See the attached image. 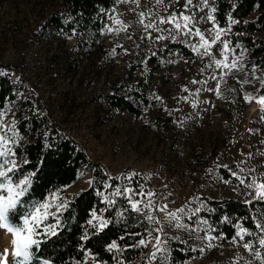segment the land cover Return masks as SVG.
Returning a JSON list of instances; mask_svg holds the SVG:
<instances>
[{
  "label": "rangeland",
  "instance_id": "374dc122",
  "mask_svg": "<svg viewBox=\"0 0 264 264\" xmlns=\"http://www.w3.org/2000/svg\"><path fill=\"white\" fill-rule=\"evenodd\" d=\"M193 4L203 8L199 0H193ZM64 5V0H0V64L11 66L12 78L24 83L50 124L72 137L91 160L100 162L110 175L135 177L129 183L138 182L136 191L142 186L145 193H155L151 209H144L146 195L132 197L141 202L140 214L146 223V243L142 246L146 264L156 242L153 230L157 227L164 229L159 235L167 240L169 249L170 241H186L192 249H205L175 264H264V248L259 245L264 234L258 230L253 243L236 236L235 242L233 238L221 240L214 235L205 213L208 200L247 202L256 197L255 188L241 185L232 172L250 178L248 183L252 179L256 184L264 183V113L258 103L261 97L256 95L260 81L243 66L229 72L216 68L209 57L194 52L195 58H186L171 47L175 42L188 48L190 44L199 45V37L157 41V35L168 34L149 30V37L136 23L140 11L152 12L150 20L158 19L156 13L166 17L194 12L197 18L205 17L195 27L211 41L214 34L208 31L213 28L206 19L208 9L185 11V0H163L160 5L156 0H140V7L115 2L106 14L104 29L85 34L86 43L77 46L80 39H65L45 26L49 16L63 13ZM118 14L130 25L128 31H104L106 27H119L109 19ZM169 27L159 25L161 29ZM221 44L213 46L216 59H223ZM157 53L159 64L147 60ZM227 55L231 63L233 58L229 52ZM115 87L129 98L132 91L142 93L151 103H137V115L110 108L103 95ZM91 178L88 168L79 170L61 200L51 208L56 209L74 192L87 188ZM164 205L167 209L158 210ZM180 208L185 210L178 213L181 222L191 229L199 227V231L187 232L170 224L167 213ZM196 208L201 211L188 219ZM145 214L153 215L159 224L148 221ZM202 220L207 223L201 224ZM235 226L238 232L240 226ZM205 236L216 238H197ZM12 239L0 229V254L5 249L11 253ZM245 242L252 244L261 258L245 249ZM169 255L162 264H174ZM82 264L102 263L88 258Z\"/></svg>",
  "mask_w": 264,
  "mask_h": 264
},
{
  "label": "trees",
  "instance_id": "16d2710c",
  "mask_svg": "<svg viewBox=\"0 0 264 264\" xmlns=\"http://www.w3.org/2000/svg\"><path fill=\"white\" fill-rule=\"evenodd\" d=\"M115 2L64 0L63 13L49 16L45 26L54 28L65 39H80L77 46H84L86 41L83 36L104 29L108 21L106 14ZM210 7L217 9L215 17L219 27H228L229 15L239 22L232 25L231 31L221 39L227 40L234 50L229 52L233 60L239 57L238 66L246 68L253 74L254 80L260 81L256 95L264 97V0H215ZM220 46L222 48L223 43ZM171 47L186 58L196 57L190 48L181 43H172ZM147 60L159 64V53L149 56ZM0 72L6 73L0 75V109L7 110L4 124L11 125L12 121H16L15 127L19 133L15 149L17 163L23 164L24 159L30 161L23 166L14 182L22 180L29 172L36 173L27 195L28 202L48 201L52 205L61 200L65 187L76 179L79 170L88 168L92 177V183L87 188L74 192L64 201L67 208L59 213L51 207L47 209L49 217L41 222L37 231L42 233L44 225L56 224L57 217L60 224L55 236L42 238L39 250L34 253L35 264H43L45 260L49 264H82L88 258L102 264H146L142 246L133 247L145 237V220L140 213L130 210L124 196L114 194L117 189H135L138 182L131 184L125 176L108 174L102 164L91 160L72 137L50 124L42 106L37 101L33 102L32 96L26 92L24 83L12 78L10 65L0 64ZM119 91L115 87L114 91L103 95L110 108L137 115L140 104L146 106L151 103L142 93L132 91L129 98ZM105 184L109 187L106 188ZM50 196L55 198L49 199ZM107 200L115 203L110 205ZM249 201L254 203L249 205L232 199L208 200L209 208L205 213L214 235L221 240H231L237 233L236 223L240 228L257 234L256 221H264L261 216L264 213V199L255 202L254 197ZM93 211L109 221L101 232H97L98 225L93 227L87 223L92 219ZM85 234L87 240L82 239ZM254 239V235L244 237L247 242L253 243ZM113 241L123 249L122 252L107 250ZM169 246V258L174 264L200 253L199 249L193 251L189 244L179 241H170Z\"/></svg>",
  "mask_w": 264,
  "mask_h": 264
},
{
  "label": "snow or ice",
  "instance_id": "6c2138e0",
  "mask_svg": "<svg viewBox=\"0 0 264 264\" xmlns=\"http://www.w3.org/2000/svg\"><path fill=\"white\" fill-rule=\"evenodd\" d=\"M118 4H127L132 3L137 7H140V0H116ZM163 3V0H156V4L160 5ZM200 5L203 8H200L199 5H194L193 0H185V11L190 9L203 10L208 9L206 19L213 24V28L208 29L209 32L214 34V38L211 41L205 39L204 33L197 27L196 24L200 23L205 17L197 18L193 12L192 15H186L184 12H181L179 15L176 13H172L166 17L160 16L159 13L155 15L158 17L156 20H150L149 18L153 15L152 12L145 13L144 11H140L137 13L138 19L136 23L142 25L145 29L146 34L150 37L151 31L156 32H166L167 36L157 35L155 40H165L171 39L176 40L177 37L183 36L185 39L188 37H199L200 43L199 45L190 44L189 47L191 50L202 57L211 58L212 62L215 64L216 68L223 67L227 69L229 72L232 70H241L242 66L238 67L239 57L236 60H233L231 63H228L229 56L228 52L234 51L230 48L229 42L227 40L222 41V36H226L228 32L231 31L232 25L239 23L238 21L232 19L231 15L228 17V27L221 28L216 24L215 13L217 9L215 7H210V5L215 4V0H199ZM135 12V9H130ZM115 12V9L112 10ZM119 15L110 16L109 19L115 25H119L117 28L106 27L104 31L107 32H127L130 28V25L124 23L121 19H119ZM160 24H168L171 27L167 29L159 28ZM173 32L175 35H173ZM223 43V52L221 53L223 59H216L213 55V46H219L220 43ZM115 50H113L114 52ZM127 51V49H125ZM211 65H209L210 67ZM0 75H6V73L0 72ZM216 79L215 76L212 77ZM194 83L196 81H193ZM247 82V81H246ZM264 83V81H262ZM159 99V97H157ZM246 100H251V97L246 96ZM258 103L262 106L261 112L264 113V97H261L258 100ZM7 114V110L0 109V229H4L7 233L11 234L13 239L11 240L12 251L9 253L8 249H5L2 254H0V264H35L36 257L34 255L35 251L39 250L40 245L42 243V238L47 236H55L57 234L56 229L60 224V220L57 217L56 224L54 225H44L43 232H38L37 229L41 227V222L46 221L49 217V213L47 209L51 207V204L48 201L43 203L36 201L29 203L27 200V195L30 192L31 186L34 181V177L36 176L35 172L27 173L19 183H14L15 177L20 174L23 170V166L30 163L29 160L24 159L23 164L17 163V141L19 139V133L16 131V121H12L11 125L4 124V116ZM264 118V116H262ZM11 135H8V133ZM227 167V166H225ZM135 175V174H134ZM231 175L240 181L241 185L249 188H255L256 190V201L259 202L261 198H264V183L256 184L255 180L252 179L251 183H248V179L250 178H241L240 175L236 172H232ZM127 179L131 180V177ZM227 182V181H226ZM91 184L92 182L89 181ZM105 187H109V185L105 184ZM117 196H124L128 202L131 211L141 213L143 209L140 207L139 200H133L134 195L147 196L148 202L144 204V209H151L153 207L151 197L155 195L153 192L145 193L143 187L141 186L139 191H136L132 188H124L117 189L114 193ZM54 196H50L49 199H54ZM107 202L111 205L115 202L112 200H107ZM249 205L253 204L254 201H247ZM67 203L58 204L56 206V213L61 212L62 209L67 208ZM167 209V205L160 207L158 210L164 211ZM43 210V211H42ZM201 211L200 208H196L189 216L188 219H192L197 213ZM185 210L183 208L177 209L176 211L168 212V218L170 224H174L177 229H183L187 232L199 231V227L196 229H191L185 223L181 222V217L178 213H184ZM56 213H52L51 215L55 216ZM264 217V213L261 214ZM19 218V219H18ZM145 218L156 224H159V221L151 214H145ZM89 225L93 227H97V232L103 231L108 225L109 221L107 219H103L96 215L95 211L92 212V219L87 222ZM201 224H206L207 221H200ZM255 227L259 230V233L264 234V224L256 221ZM157 233L155 236V244L153 245V252L149 257V264L152 261H162L167 258V255L170 252V249L167 247V240L162 239L159 233H163L164 229L161 227H157L153 230ZM148 235H152V232H149ZM246 235H254V233L250 232L247 229L240 228V230L236 233V237H239L241 240L244 239ZM236 237H233V242L236 241ZM198 239H215L216 237H197ZM82 239L87 240L88 236L85 234ZM123 239V237H121ZM173 239H178L173 237ZM145 240L141 239L139 241V245L136 246H144ZM186 243V241H185ZM259 245L264 248V238L259 239ZM206 247L211 248V244H207ZM245 249H248L256 258H261V253L258 251H254V246L247 242L244 243ZM108 251L116 250L117 252H122L123 249L118 247L116 241H113L108 245ZM195 251L196 249H192ZM204 248H200L199 251L201 253L204 252ZM11 256V260L9 259ZM43 264H49V261H43ZM123 264V262H121Z\"/></svg>",
  "mask_w": 264,
  "mask_h": 264
},
{
  "label": "bare ground",
  "instance_id": "6f19581e",
  "mask_svg": "<svg viewBox=\"0 0 264 264\" xmlns=\"http://www.w3.org/2000/svg\"><path fill=\"white\" fill-rule=\"evenodd\" d=\"M7 238V237H6Z\"/></svg>",
  "mask_w": 264,
  "mask_h": 264
}]
</instances>
